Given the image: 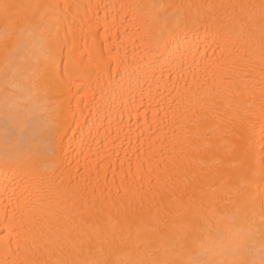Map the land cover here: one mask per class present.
<instances>
[{
  "label": "bare ground",
  "instance_id": "bare-ground-1",
  "mask_svg": "<svg viewBox=\"0 0 264 264\" xmlns=\"http://www.w3.org/2000/svg\"><path fill=\"white\" fill-rule=\"evenodd\" d=\"M261 4L0 0V264H261Z\"/></svg>",
  "mask_w": 264,
  "mask_h": 264
},
{
  "label": "snow or ice",
  "instance_id": "snow-or-ice-1",
  "mask_svg": "<svg viewBox=\"0 0 264 264\" xmlns=\"http://www.w3.org/2000/svg\"><path fill=\"white\" fill-rule=\"evenodd\" d=\"M7 7V5H5ZM261 8L264 9V0H262ZM29 25H31L33 31L29 33V36L36 37L41 31H42V26L45 24V17L43 14H41L39 17H34L32 20L27 22ZM20 32L23 33L24 29L21 28ZM25 45V41L18 37L17 38V44L16 47L14 48L15 50H18L19 48L23 47ZM11 64V60H9L6 64V67ZM15 74V71L13 72ZM3 80H4V90H5V96L9 95L8 89L9 88H14L16 85L12 83L11 79L9 78L8 72L6 71L3 73ZM59 129L56 128L54 131H58ZM5 136L9 138H14L15 136V131L14 129L8 124V118H6L5 121ZM52 144L54 146L55 144V137H52ZM55 153V148L53 147V154ZM57 264H66L64 261H57ZM89 264H99V262H89ZM138 264H148V262H138ZM152 264H158V262H152ZM190 264H200L198 261H192ZM261 264H264V250H262V259H261Z\"/></svg>",
  "mask_w": 264,
  "mask_h": 264
}]
</instances>
